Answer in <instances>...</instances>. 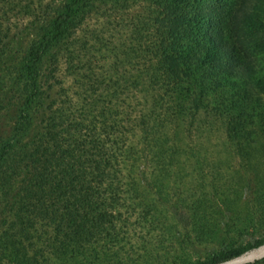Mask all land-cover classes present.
I'll list each match as a JSON object with an SVG mask.
<instances>
[{
    "label": "trees",
    "instance_id": "16d2710c",
    "mask_svg": "<svg viewBox=\"0 0 264 264\" xmlns=\"http://www.w3.org/2000/svg\"><path fill=\"white\" fill-rule=\"evenodd\" d=\"M136 1L0 0V264L264 243V0Z\"/></svg>",
    "mask_w": 264,
    "mask_h": 264
},
{
    "label": "rangeland",
    "instance_id": "374dc122",
    "mask_svg": "<svg viewBox=\"0 0 264 264\" xmlns=\"http://www.w3.org/2000/svg\"><path fill=\"white\" fill-rule=\"evenodd\" d=\"M147 5L145 0H137L133 5L130 6V8H124L119 10H113L109 11L111 15L109 17L111 18V21L114 22L115 25H117V22L120 21L121 17L126 18L130 17V15L134 12L140 11L144 8V6ZM102 24V18L101 17H93L88 22L89 29L93 30H100ZM37 38L36 31H32L29 34H27L24 38L23 45H26L31 39ZM219 150V156L225 161L224 164L227 165V162L231 163L230 165L234 167V162L236 161L233 159V157L229 154V152L225 151L224 149H218ZM230 158V160H228ZM228 171H231L230 168H227ZM252 250V249H250ZM249 250V251H250Z\"/></svg>",
    "mask_w": 264,
    "mask_h": 264
},
{
    "label": "water",
    "instance_id": "95a60500",
    "mask_svg": "<svg viewBox=\"0 0 264 264\" xmlns=\"http://www.w3.org/2000/svg\"><path fill=\"white\" fill-rule=\"evenodd\" d=\"M263 257H264V243L257 246L256 248H253L250 251L248 250L242 254L231 257L227 260H224L216 264H246V263L254 262Z\"/></svg>",
    "mask_w": 264,
    "mask_h": 264
}]
</instances>
